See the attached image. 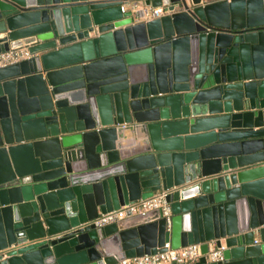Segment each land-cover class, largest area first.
<instances>
[{
	"label": "water",
	"instance_id": "95a60500",
	"mask_svg": "<svg viewBox=\"0 0 264 264\" xmlns=\"http://www.w3.org/2000/svg\"><path fill=\"white\" fill-rule=\"evenodd\" d=\"M21 47L35 56L0 68V264L166 242L203 244L172 264H264V0H0V52ZM161 190L170 228L94 223Z\"/></svg>",
	"mask_w": 264,
	"mask_h": 264
},
{
	"label": "built area",
	"instance_id": "2783aa9c",
	"mask_svg": "<svg viewBox=\"0 0 264 264\" xmlns=\"http://www.w3.org/2000/svg\"><path fill=\"white\" fill-rule=\"evenodd\" d=\"M137 17L143 20H151L163 16L166 12L163 6L161 7H144L142 10H137ZM35 56L29 47H21L0 52V68L30 59ZM159 211L167 219L168 227L172 224V209L167 200V191L161 190L154 193L153 196L140 199L135 202L121 206L119 209L101 213L94 219L97 226H103L113 222H119L129 216L147 215L150 212ZM61 235H58L60 237ZM202 243L190 244L180 248L172 247L171 242H166L165 250L155 254H146L142 256L126 258L118 264H172L174 262H194L203 255ZM207 257L210 260L223 259V247L217 246V242L210 241Z\"/></svg>",
	"mask_w": 264,
	"mask_h": 264
},
{
	"label": "crops",
	"instance_id": "0c3cea01",
	"mask_svg": "<svg viewBox=\"0 0 264 264\" xmlns=\"http://www.w3.org/2000/svg\"><path fill=\"white\" fill-rule=\"evenodd\" d=\"M203 1H214V0H203ZM142 5V4H141ZM128 8H130V6H128ZM165 15V14H164ZM258 239H259V237H258Z\"/></svg>",
	"mask_w": 264,
	"mask_h": 264
}]
</instances>
